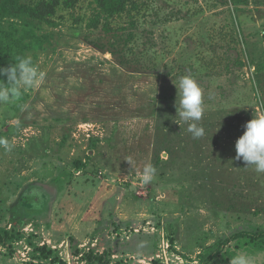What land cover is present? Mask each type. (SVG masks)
I'll use <instances>...</instances> for the list:
<instances>
[{
	"label": "rangeland",
	"instance_id": "rangeland-1",
	"mask_svg": "<svg viewBox=\"0 0 264 264\" xmlns=\"http://www.w3.org/2000/svg\"><path fill=\"white\" fill-rule=\"evenodd\" d=\"M136 1L108 31L88 25L95 0L29 26L1 18L0 0V41H32L46 72L0 106V227L14 231L0 264H53L42 246L63 264H203L233 233L264 230V173L235 158L264 115V0ZM183 75L205 90L202 138L176 117ZM237 255L264 264V240H234L210 264Z\"/></svg>",
	"mask_w": 264,
	"mask_h": 264
},
{
	"label": "clouds",
	"instance_id": "clouds-1",
	"mask_svg": "<svg viewBox=\"0 0 264 264\" xmlns=\"http://www.w3.org/2000/svg\"><path fill=\"white\" fill-rule=\"evenodd\" d=\"M45 79L46 72L34 63L31 56L18 57L7 67L0 66V106L20 101L29 90L38 89ZM173 83L178 92L176 117L187 124V131L194 139L204 137L205 129L198 123L206 110L204 87L192 75H183L173 80ZM0 146L11 148L8 139L3 137H0ZM235 148L236 159L254 166L257 173H264V115L253 116L246 122L245 131L237 139ZM155 175V167L147 164L143 169L141 182L148 184L154 180ZM231 264H246V258L237 255L231 258Z\"/></svg>",
	"mask_w": 264,
	"mask_h": 264
},
{
	"label": "trees",
	"instance_id": "trees-1",
	"mask_svg": "<svg viewBox=\"0 0 264 264\" xmlns=\"http://www.w3.org/2000/svg\"><path fill=\"white\" fill-rule=\"evenodd\" d=\"M77 2L78 0H36L33 3L25 4L20 0H4L1 8V18L11 17L17 20H23L25 26L30 25V20L54 23L53 17L56 16L57 9L60 5H64L66 8H72ZM95 2L97 8L88 25L90 28H98L103 23V26L106 27L108 31L111 30V24L109 22L111 18L123 13H130L137 8L136 0H95ZM14 23L16 24V22ZM26 38L31 39V34L29 33ZM19 46H21V48L18 52L16 47ZM32 47V41L25 42L23 38L18 39L13 33H8L5 38L0 41V66H9V64L14 63L18 57L27 56L25 51L32 49ZM13 235V230L0 227V245H7L13 239ZM240 238H249L252 241L264 240V230H242L233 233L232 235L223 239L217 245V247L209 254L203 264H210L228 244ZM38 249L45 254L50 255L49 257L52 258L53 264L64 263V260L60 256L54 255L52 248H48V246H42ZM104 257V254L91 253L87 256H82L81 259L87 260L91 264L96 262L97 264H111V262L106 260Z\"/></svg>",
	"mask_w": 264,
	"mask_h": 264
}]
</instances>
